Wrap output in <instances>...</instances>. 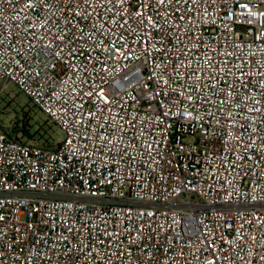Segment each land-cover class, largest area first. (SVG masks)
<instances>
[{
  "label": "built area",
  "instance_id": "1",
  "mask_svg": "<svg viewBox=\"0 0 264 264\" xmlns=\"http://www.w3.org/2000/svg\"><path fill=\"white\" fill-rule=\"evenodd\" d=\"M0 80V264H264V0H0Z\"/></svg>",
  "mask_w": 264,
  "mask_h": 264
},
{
  "label": "rangeland",
  "instance_id": "2",
  "mask_svg": "<svg viewBox=\"0 0 264 264\" xmlns=\"http://www.w3.org/2000/svg\"><path fill=\"white\" fill-rule=\"evenodd\" d=\"M0 127L25 143L52 148L64 140L63 130L52 123L14 83L0 80Z\"/></svg>",
  "mask_w": 264,
  "mask_h": 264
}]
</instances>
